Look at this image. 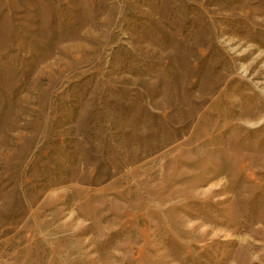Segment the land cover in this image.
Returning <instances> with one entry per match:
<instances>
[{"label": "rangeland", "instance_id": "374dc122", "mask_svg": "<svg viewBox=\"0 0 264 264\" xmlns=\"http://www.w3.org/2000/svg\"><path fill=\"white\" fill-rule=\"evenodd\" d=\"M0 264H264V0H0Z\"/></svg>", "mask_w": 264, "mask_h": 264}]
</instances>
